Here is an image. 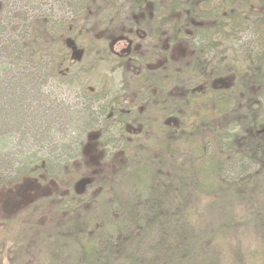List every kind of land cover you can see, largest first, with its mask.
Returning a JSON list of instances; mask_svg holds the SVG:
<instances>
[{"label":"rangeland","instance_id":"rangeland-1","mask_svg":"<svg viewBox=\"0 0 264 264\" xmlns=\"http://www.w3.org/2000/svg\"><path fill=\"white\" fill-rule=\"evenodd\" d=\"M0 2V264H7L8 261L20 264L25 257L27 259L24 263L37 260L38 264H44L50 258H62L57 262L77 264L76 243L65 249L59 239L55 238L56 232L59 231L57 225L61 226L64 221L60 212L63 207L60 205L65 200L78 201L82 197L92 198L98 192L109 193L112 204L116 206L123 201L128 211L136 214V220L145 217V210L151 211L146 206L133 204L134 169L131 168L125 177L114 176L113 181L110 179L109 176L120 172V166L124 165L125 159L121 152H116L109 158L108 152L101 149L98 135L90 134L87 137L84 133V126L90 122L91 114L97 117L100 115L102 120L105 117L103 113L106 100L101 97L93 100V95L96 90L103 88H106L107 92L109 89H116L114 92L120 90L119 99L123 104L129 105L131 99L136 97L133 95L127 98L126 94L130 92L126 86L135 83L132 76L139 75L142 66L136 65L135 59L129 60L130 55L153 59V63L150 64L153 66L148 67L149 71L153 72L157 68L161 71L166 69L168 60L176 64L188 61L191 58V51L184 41L177 42L169 49L168 59L161 56L158 49L153 51L152 45L158 44H155L154 39L147 37L150 32L146 26L140 27L141 24L139 26L140 20L144 19L145 13L149 14L152 11V7L150 4L139 7L137 0H0ZM43 15H53L51 18L59 19L60 23L57 21L59 26L56 25L54 31L58 33L55 37L49 34L46 37L49 32L44 33L39 24ZM23 20L32 25L31 29L25 28L30 37L28 40L34 42L38 37L45 42L40 47L31 48L32 50L26 49L24 53L29 62L34 60L29 76L23 74L24 60L20 61L14 53L24 32L23 24L21 26ZM131 24L139 27H131ZM258 28L260 30L264 28V16L262 25ZM58 30L61 32L67 30V34L63 35ZM116 32L125 37H117ZM10 39H13V44L9 42ZM121 39L128 46H122L115 53V44ZM166 40L161 43L165 52L169 47ZM234 45L236 46L235 42ZM117 54H124V59L121 60V56ZM69 58L70 60L65 61ZM69 63L71 66L65 67L68 68L70 77H65L60 72L62 68L59 67ZM181 84L176 91H173V88L166 90V104L169 106L172 99L176 97L184 99L190 94L189 81H182ZM195 88L193 89L195 93L192 94L197 96L215 91L224 94L227 100L231 97L237 100L239 91L238 87L235 88L233 76L209 78L207 82ZM256 89L250 85V94L256 93ZM107 92L104 95L106 97L109 95ZM234 107L236 105L229 108ZM202 108L211 109V105L203 107L196 105L192 112L205 113ZM227 113L237 118V109H229ZM209 114L210 112H207L204 115L216 125L214 129L219 127L221 129L222 122ZM193 117H196V113ZM222 119L230 120L231 117L225 116ZM184 124L187 126V122ZM182 125L179 118L174 116L167 122L155 125L161 145L165 143L162 139L167 128L176 129ZM191 125V123L188 125V129ZM234 125L235 123L230 125L231 131H224L221 134L218 132L219 129L213 132L203 128L193 129L197 137L203 138L201 142L209 141L210 144H215L219 134L220 137L222 135L229 140L227 144L233 145L237 140L238 131ZM82 142L83 144H80ZM77 144L80 145L79 149ZM186 147L182 156L186 155ZM157 151L152 148L151 151L140 152L146 160L158 156ZM260 152L258 165L253 167L249 174L257 173L264 177V148ZM59 159L67 160L65 164L68 168L62 171L59 167L51 165ZM27 167L29 173L38 172L37 177H25L17 185H12L13 180L18 179L17 174ZM49 171H52V174ZM236 173L234 168H230L225 176L231 179ZM151 177L150 182L155 181L157 185V178H154L153 174ZM220 181L218 184L223 183ZM260 183L261 180H258V184ZM233 193L237 195V187L224 191L222 195L219 194L212 199L204 197L203 200L199 195V202L193 203L192 200L194 208H198H196L198 221L202 222L197 235L211 241L209 245L204 246L205 251L200 252L201 257L208 259L210 255L218 264H264L263 253L257 250L260 248L261 238L264 240L262 226L264 221L258 225L251 216L245 218L243 216L247 207L244 204L247 203L245 196L241 198L242 202L237 200ZM106 203L107 200L101 207L104 210L110 206L109 202L105 206ZM227 206L231 207L235 217L237 215L244 217L239 224L232 222L231 213L227 215L228 212L225 211ZM91 207L95 208L90 205ZM90 208L86 211H92ZM109 215V219L118 220L120 214L112 211ZM146 218L150 217L146 215ZM224 222L230 224L225 226ZM209 224L215 229L212 234L208 233L211 227ZM108 225L109 227L105 229L111 233L110 221ZM101 226L95 225L94 230ZM119 227L113 232L115 242L126 235L124 227L122 225ZM100 230L103 231V228ZM214 234L217 236L210 239ZM89 238L86 235L83 240L89 241ZM65 251L76 262L73 258L65 259L63 257Z\"/></svg>","mask_w":264,"mask_h":264},{"label":"trees","instance_id":"trees-1","mask_svg":"<svg viewBox=\"0 0 264 264\" xmlns=\"http://www.w3.org/2000/svg\"><path fill=\"white\" fill-rule=\"evenodd\" d=\"M137 2L140 4L139 7L146 4L152 7V11L149 14L145 13L144 19L140 20L139 26L140 24L142 25L140 27L146 26L150 32L147 37L154 39L155 44H158L152 45L153 51L158 49L163 57L168 59V51H163L161 43L167 39L171 47L182 40L188 43L193 53L192 59L181 64H173L168 60L166 69L161 71L157 68L150 72L148 67L153 66L150 65L153 59L130 55L129 60L135 59L136 65L144 66L143 68L141 66L139 75L132 76L135 83L126 86L130 92L126 94L127 98L133 95L136 98L131 99V104L126 105L118 97L120 90L117 92H114L116 89H109L107 92L106 88L96 90L92 99L98 100V97H101L106 100L103 113L105 117L102 120L100 115L97 117L91 114L90 122L84 126V133L87 137L90 134L98 135L101 149L108 152L109 158L116 152H121L125 159L124 165L120 166V172L109 176L110 179L113 181L114 176L125 177L131 168L134 169L133 204L146 206L151 211L145 210V217L136 220V214L128 211L123 201L116 206L112 204L109 193L98 192L92 198L82 197L78 201L65 200L60 205L63 207L60 212L64 221L61 226L57 225L59 231L56 232L55 238L59 239L65 249L76 243L78 262L66 251L63 257L70 260L73 258L77 264H218L210 255L208 259L205 257L203 259L200 254L205 251L204 246L209 245L211 241L197 235L202 222L198 221L196 216L198 208H194L193 203L199 202V195L203 200L204 197L212 199L219 194L222 195L224 191L237 187V195L233 193L234 197L241 200L245 196L247 202L244 203L247 207L243 216L245 218L251 216L258 225L264 221V177L257 173L249 174L252 168L258 165L260 150L264 148V28L262 30L258 28L262 25L264 16V0H137ZM52 16L43 15V18H40L39 24L44 33L49 32L46 37L48 34L54 37L58 34L54 31L59 26L57 21L59 23L60 21L51 18ZM21 26L25 34L21 30L23 34L14 53L20 61L24 60L23 74L29 76L34 60L29 62L24 53L26 49L32 50L31 48L40 47L45 42L38 37L34 42L28 40L30 37L25 28L31 29L32 25L27 23V20H23ZM132 26L137 25L131 24ZM58 31L67 34V30ZM122 35L116 34L117 37H125ZM10 40L9 42L13 44V39ZM116 40L111 43V47ZM122 46L128 45L121 39L115 44V53ZM117 55L121 56V60L125 57L124 54ZM68 60L70 58L65 61ZM61 66L59 68H62L60 72L63 76L70 77V72L65 66L71 64ZM227 76L234 77L235 88L239 89L237 100L233 97L227 100L224 94L215 91H208L209 93L199 96L192 94L195 93L193 91L195 87L198 88L209 78L221 79ZM185 80L191 85L190 94L184 99H178L174 95L176 98L167 106L166 90L173 88V91H176ZM250 85L257 88L256 93L250 94ZM106 92L109 93L108 97L104 96ZM196 105L202 107L211 105V109L201 110H205V113L210 112L211 117H217L222 122L221 129L220 127L214 129L216 125L204 115L205 113L194 111L196 117H193L192 109ZM233 105L236 107L229 108ZM229 109H237V118L227 113ZM172 116L179 118L183 127L167 128L162 139L165 143L161 145L155 125L167 122ZM225 116H230L231 119H222ZM184 122H187V126ZM190 123L192 125L188 129ZM234 123L238 130L237 140L233 145L227 144L229 140L222 135L220 137L219 134L231 131L230 125ZM193 128H203L211 132L219 129V138L215 144H210L209 141L201 142L203 138L197 137ZM79 147L77 144V149ZM184 147L187 151L186 155L182 156ZM152 148L158 150V156L143 159L140 151H151ZM65 163L67 160L59 159L51 165L63 171L64 168H68ZM230 168L237 172L231 179L225 176ZM27 170L28 167L19 172L18 179L13 180L12 185H17L25 177H37L38 172L33 174L32 171L30 174ZM49 173L52 174V171ZM152 174L158 180L157 185L155 181L150 182ZM219 180L223 183L218 184ZM258 180H261L260 184ZM103 199L107 200L105 206L109 202L108 209L101 208L106 201ZM90 205L95 208H90ZM89 208L92 211H86ZM99 208L101 209L97 211ZM231 210L230 206L225 209L227 215L231 213L232 222L239 224L244 217L239 215L235 217ZM112 211L120 214L118 220L109 219V213ZM146 215L150 218H146ZM109 221L111 233L106 230ZM224 223L225 226L230 224ZM95 225L102 226L94 230ZM120 225L124 227L126 235L115 242L113 232L120 228ZM209 226L211 227L208 233L212 234L215 229L212 228L213 225ZM100 228H103V231ZM86 235L90 237L89 241L83 240ZM216 236L214 234L210 239ZM263 248L264 240L261 238L260 248L257 250L263 253L264 263ZM26 259L23 258L20 264L39 263L37 260L24 263ZM57 260L62 258H50L44 264H60ZM7 264L16 263L8 261Z\"/></svg>","mask_w":264,"mask_h":264},{"label":"flooded vegetation","instance_id":"flooded-vegetation-1","mask_svg":"<svg viewBox=\"0 0 264 264\" xmlns=\"http://www.w3.org/2000/svg\"><path fill=\"white\" fill-rule=\"evenodd\" d=\"M187 31H188V30H187ZM188 32H189V31H188ZM167 41H168V40H166V42H167ZM180 42H182V40H181ZM184 42H185V41H184ZM186 43H187V42H186ZM175 44H177V43H175ZM175 44H174V45H175ZM174 45H173V46H174ZM187 45H188V43H187ZM173 46H171V47H173ZM171 47H167V50H166V51H169V49H170ZM188 47H189V45H188ZM162 48H163V47H162ZM164 52H165V51H164ZM168 55H169V54H168ZM161 56H163L162 53H161ZM192 56H193V53L191 52V58H190L187 62H189V61L192 59ZM184 62H185V61H184ZM171 63H173V62H171ZM181 63H183V62H181ZM181 63H180V64H181ZM173 64H176V63H173ZM178 64H179V63H178ZM209 76H210V74H209ZM211 78H213V77H211ZM171 104H172V102H171ZM167 106H169L168 103H167Z\"/></svg>","mask_w":264,"mask_h":264}]
</instances>
